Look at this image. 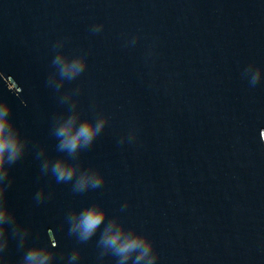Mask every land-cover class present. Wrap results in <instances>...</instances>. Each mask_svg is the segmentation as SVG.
Instances as JSON below:
<instances>
[{"label": "water", "instance_id": "water-1", "mask_svg": "<svg viewBox=\"0 0 264 264\" xmlns=\"http://www.w3.org/2000/svg\"><path fill=\"white\" fill-rule=\"evenodd\" d=\"M56 52L88 62L59 91ZM249 65L264 69V0H0V99L28 140L6 199L30 234L23 249L10 237L8 264L53 243L56 264L74 250L77 264H115L99 233H68L67 214L94 203L147 235L157 264H264V81L250 85ZM72 103L109 117L79 157L105 183L84 193L36 158L66 155L52 128ZM41 189L50 198L37 203Z\"/></svg>", "mask_w": 264, "mask_h": 264}, {"label": "clouds", "instance_id": "clouds-1", "mask_svg": "<svg viewBox=\"0 0 264 264\" xmlns=\"http://www.w3.org/2000/svg\"><path fill=\"white\" fill-rule=\"evenodd\" d=\"M103 24L93 25L91 31L94 33L103 30ZM137 38L129 43L135 44ZM64 41H57L53 50L62 48ZM52 65L59 76L48 80V84L57 91L66 80H74L79 77L88 67L85 55L69 57L63 52H56L52 59ZM250 85L255 86L264 81V69L249 65L244 70ZM71 94H66L63 102H68ZM72 103L69 113L56 118L52 128V135L57 140L56 150L66 155L49 158L45 149L41 148L36 153L40 160V171L43 175L51 174L57 183L71 185L75 193H84L90 189L99 188L105 183V177L93 168H83L79 163L80 154L89 149L104 131L109 123V117L99 115L96 119L82 118ZM264 139V132H261ZM128 142L136 139L134 131L126 137ZM120 143H124L122 138ZM28 150V140L22 135L20 129L12 119L11 105L0 99V264H8L6 250L9 247L10 237L15 239L17 247L23 249L28 242L29 229L17 223V218L9 208L6 193L12 181L10 180V166L20 161ZM50 198L45 195L43 189L34 194L37 203ZM122 208H127L125 203ZM68 233L74 235L78 241L87 242L99 233L97 246L102 249L100 255L111 254L116 257L115 264H157L159 259L155 251L154 243L144 233L133 228H128L117 217L109 218L106 208L100 204H90L79 210L70 211L67 214ZM56 245L51 247L32 246L26 249L19 264H56V253L53 251ZM81 258L79 250H74L69 255L67 264H77Z\"/></svg>", "mask_w": 264, "mask_h": 264}]
</instances>
